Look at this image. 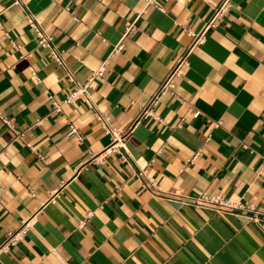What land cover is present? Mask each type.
I'll return each mask as SVG.
<instances>
[{
    "label": "crops",
    "instance_id": "obj_1",
    "mask_svg": "<svg viewBox=\"0 0 264 264\" xmlns=\"http://www.w3.org/2000/svg\"><path fill=\"white\" fill-rule=\"evenodd\" d=\"M26 2L79 82L108 60L90 93L124 139L106 152L111 138L82 99L51 113L49 93L61 100L75 84L22 5L0 0L10 122L0 117V263L264 264L263 216L192 202L220 194L264 210V0H231L218 14L221 0H160L163 11L148 0ZM181 57L174 89L149 113ZM69 121L83 141L67 136Z\"/></svg>",
    "mask_w": 264,
    "mask_h": 264
},
{
    "label": "built area",
    "instance_id": "obj_2",
    "mask_svg": "<svg viewBox=\"0 0 264 264\" xmlns=\"http://www.w3.org/2000/svg\"><path fill=\"white\" fill-rule=\"evenodd\" d=\"M181 2H187L189 0H179ZM200 1H207L212 2V0H200ZM15 4H20L25 10L26 13V20L28 21L29 26L35 31L36 37L39 40V43L42 46L48 47L51 50V57H53L54 60H56L61 65L65 66L67 69L66 75L68 76L69 80L75 84V89H73L71 92L66 95L65 98L59 100L56 99L54 94L49 93V99L52 101V109L51 113L57 114V113H63V108L65 105H73L77 100H83L86 104V106L95 112V117L97 121L100 123L101 127L105 132L110 136L112 145L107 149L106 152H109L112 147L114 146V141L122 140L124 139V135L114 126L112 125L111 115L108 112L102 111L96 104V102L93 100V97L90 93V89L92 88L93 81L95 77L97 76H104L105 72L107 71V66L109 64L108 60L103 61L101 66L93 73V76L87 81V82H79L76 78V75L73 74V72L67 68V64L65 62L64 56H62L61 52L57 50L56 47L53 45V38L50 34H48L44 27L41 25L40 21L37 19L36 15L31 12L28 6V2L26 0H13ZM231 0H221V5H215L216 12L215 14L221 13L224 9H226L230 5ZM149 4H156L158 8H160L162 11L163 5L160 2V0H148ZM132 27L131 24H129V28ZM194 35V33H193ZM197 42H203V38L198 37V39L195 41ZM12 45L18 50V48L21 47V45L16 43L15 40H12ZM123 45L122 42H119L116 44L114 51H120L122 49ZM185 57H181L174 67H172L168 73V76L166 79L162 82V84L159 86L157 92L150 100V104L147 107V111L150 113H154L153 107L156 106L159 102L162 96L166 95L168 91H171L175 87V77L180 76L182 72V66L186 63ZM0 117L7 123L10 124L9 120L4 118L2 114H0ZM47 116L44 118H41L38 121L39 123H42L44 119H46ZM67 136L77 139L78 141H83L85 139V135L83 131H81L78 126H76L72 121L68 122L67 126ZM29 146L33 148L30 144ZM39 159L45 161V158L42 154H38ZM195 159V156L188 161V164L192 162ZM137 176L140 178H145L147 185L152 186L155 190H160V185L157 183L154 177L148 176V170L146 168H140L136 172ZM34 191H30V195H34ZM194 204H196L199 207H208V205L215 204L220 207L224 208H233L238 209L242 211L243 213H247V215L255 220H260V216L264 217V210L258 209V207L254 204L246 205L244 206L241 201H232L229 198H225L220 194L210 195L207 193H201L198 197L193 198L192 201ZM219 207V208H220ZM231 212V211H230ZM93 215V212H89L87 214V217L85 220H82L80 222L81 226L85 225V222ZM28 225H24L20 230L16 232H12L8 234L7 240L5 242V245L3 249H8V246L11 244H15L17 241L23 238L27 231ZM2 264V263H0Z\"/></svg>",
    "mask_w": 264,
    "mask_h": 264
}]
</instances>
